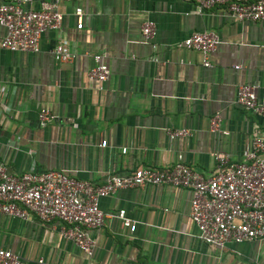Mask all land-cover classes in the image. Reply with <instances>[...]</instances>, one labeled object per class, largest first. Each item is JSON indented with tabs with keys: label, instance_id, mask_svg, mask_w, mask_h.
Wrapping results in <instances>:
<instances>
[{
	"label": "crops",
	"instance_id": "1",
	"mask_svg": "<svg viewBox=\"0 0 264 264\" xmlns=\"http://www.w3.org/2000/svg\"><path fill=\"white\" fill-rule=\"evenodd\" d=\"M47 1L25 7L37 10ZM76 6L84 11L81 29ZM56 8L61 27L42 34L39 52L0 47V164L9 173L61 170L101 185L144 166L171 167L182 155L207 178L217 171L214 153L242 161L255 138L264 140V113L236 102L241 84L264 93V20L239 21L224 7L198 13L191 0H61ZM147 21L156 26L148 42ZM198 32L218 37L210 66L202 53L179 45ZM4 33L0 26V40ZM58 43L75 54L73 61L54 59ZM95 54L110 69L106 81L88 76ZM41 108L56 116L44 127ZM216 113L225 133L210 129ZM176 129L191 135L172 140L167 130ZM191 198V189L169 185L101 198L108 217L103 228L88 229L95 242L90 256L63 237L58 220L0 213V248L24 264H264V238L224 247L200 240ZM120 210L136 222L134 231L116 217Z\"/></svg>",
	"mask_w": 264,
	"mask_h": 264
},
{
	"label": "built area",
	"instance_id": "2",
	"mask_svg": "<svg viewBox=\"0 0 264 264\" xmlns=\"http://www.w3.org/2000/svg\"><path fill=\"white\" fill-rule=\"evenodd\" d=\"M33 0H4L0 4V26L5 30L0 47L11 52L40 51L41 36L47 30L59 29L63 15L56 4L61 0L43 2L37 10L25 6ZM198 13L224 7L239 21L264 20V0H191ZM76 28L83 27L84 11L76 6ZM146 42L156 35L152 21L142 25ZM219 43L211 32H198L186 37L179 45L202 53L204 65L210 66L208 55ZM60 63L71 62L75 54L58 43L52 50ZM95 64L88 76L106 81L110 69L101 54L93 56ZM239 68L240 66H235ZM2 90H0V96ZM236 102L259 114L264 113V93L257 96L255 86L241 84L237 88ZM56 119L48 109L38 112L41 127ZM210 129L221 130V116L216 113L210 120ZM168 137L175 139L191 135L187 129L167 130ZM104 146V143H100ZM123 152L126 148H123ZM217 171L204 177L185 164L178 155L171 167L144 166L126 175H112L101 185L78 180L61 170L25 172L14 175L0 164V213L20 219L34 214L40 221H60L63 237L73 242L83 253L90 256L95 242L88 229H100L106 225L108 215L100 207V199L115 194L123 188L140 185H169L189 188L192 192L190 218L198 229L203 242L224 247L229 242L242 243L264 238V140L255 138L242 161H231L226 154L214 153ZM112 216V215H110ZM130 231L136 222L120 210L116 215ZM41 261V260H40ZM0 264H24L22 259L7 249L0 248Z\"/></svg>",
	"mask_w": 264,
	"mask_h": 264
}]
</instances>
